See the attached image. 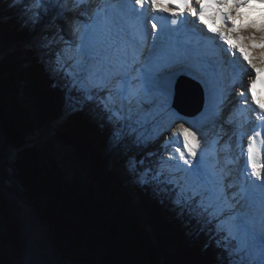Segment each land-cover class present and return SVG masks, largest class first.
<instances>
[{"label": "snow or ice", "instance_id": "6c2138e0", "mask_svg": "<svg viewBox=\"0 0 264 264\" xmlns=\"http://www.w3.org/2000/svg\"><path fill=\"white\" fill-rule=\"evenodd\" d=\"M89 2L11 0V5L26 4L22 19L32 25L55 6L57 16L69 27L68 34L74 37L64 41L61 36L66 45L64 51L78 40L75 51L86 58L75 60L81 69L79 77L69 71L60 53L56 54L55 63L70 79L71 87L88 102H94L114 126V151L126 148L129 139L139 145L160 134L158 130L153 135L140 132L147 125L137 105L146 96H152L153 101L162 97L160 107L176 120L184 119L175 112L173 102L177 100L178 75L190 66L197 51L184 38L187 32L194 34L193 29L187 28L189 20L211 33V39L220 41L228 56L243 62L252 73L246 92L241 90L237 95L244 105L251 99V105L261 113L260 126H264V94H257V84L264 88V0H125L120 10L128 14L130 23L126 28L114 26L106 15L111 10L110 0H100L91 15L81 7ZM148 10L150 17L146 15ZM132 31L136 38L131 37ZM149 36V54L141 62ZM257 48L258 56L254 55ZM217 94L220 100L216 107L222 114L226 97L214 89L213 95ZM231 120L229 113L227 123L231 124ZM230 140L231 137L225 139L217 133L216 139L209 141L201 129L193 131L180 123L173 139L161 146L167 151L169 144H178L171 150L174 155L161 157L155 167L145 164V159L130 157L126 167L138 185L166 190L170 204L180 216L214 225L213 239L220 238L216 239L217 247L225 248L228 264H264V204L254 218L250 219L247 211L248 193L253 187L264 189V131L254 129L247 135L246 152L241 151L244 167L238 174L234 167L238 158L233 159L230 154ZM161 185L165 188L161 189ZM220 240H234L236 246H225Z\"/></svg>", "mask_w": 264, "mask_h": 264}, {"label": "trees", "instance_id": "16d2710c", "mask_svg": "<svg viewBox=\"0 0 264 264\" xmlns=\"http://www.w3.org/2000/svg\"><path fill=\"white\" fill-rule=\"evenodd\" d=\"M16 19L22 24L19 17ZM26 35L28 27L19 29L15 22H0L2 45L8 46ZM15 57L18 58L17 52L0 62V120L10 143L17 147L25 140L22 128L26 132L30 128H42V121L61 115L65 88L49 77L33 53L28 67ZM25 76L29 84L23 86L27 97H22V104L33 103L30 109L39 113L35 123L34 119H27L24 105L18 101L22 84H16L15 79L18 77L20 81ZM115 131L95 103L58 126L59 139L73 146L77 160L87 161L90 176L100 177L102 199L89 192L83 194L78 181L74 184L63 182V177L55 175L51 169L53 163L59 169L58 164L41 162L36 148L18 152L16 170L22 186L49 226L60 255L81 264H159L146 250L147 242L154 251L156 246L143 226L146 224L143 216L137 211L143 208L157 232L155 237L162 248L165 264H171L172 256H177L182 264H220L219 260L221 264H228L225 250L217 247L216 239L219 238L213 239L215 234L203 229L196 219L165 216L169 201H164V191H160L162 200L159 203L150 187L137 184L134 187L139 200L132 204V193L126 190L119 169L108 168V145L112 144ZM145 164L151 165L152 161L147 158ZM41 193L48 194L50 207L39 203ZM0 213V264H22L25 242L19 217L3 196L0 197ZM229 245L235 247L236 243L229 240ZM169 246L173 252H168Z\"/></svg>", "mask_w": 264, "mask_h": 264}, {"label": "rangeland", "instance_id": "374dc122", "mask_svg": "<svg viewBox=\"0 0 264 264\" xmlns=\"http://www.w3.org/2000/svg\"><path fill=\"white\" fill-rule=\"evenodd\" d=\"M0 2H2V4H4L2 0H0ZM0 14H2L1 11H0ZM47 15H46V17L43 18V21H45L46 19H49L50 22L51 21L54 22L56 20V18H57V15H55V17L54 16L53 17L52 16H48V18H47ZM52 19H54V20H52ZM12 22H15L18 25L19 29H22V26L20 24H18L16 20H12ZM42 30L44 31V29H42ZM29 35H30V37L27 40L25 39L26 38L25 37L23 40H20L19 42L14 41V42H12V44H10L8 46H4L3 45L0 48V60L2 58H4L5 55L7 56L10 53H15L17 51L18 58L22 61L23 65H25V67H27L28 66L27 62L30 60V58L27 55H25L24 52L29 47V46H27L28 45L27 43H29V40H30V38L32 37L33 34L30 32ZM17 45H18V47H17ZM29 45H30V43H29ZM18 58L15 57L16 60ZM49 58H47V59L49 60ZM0 62H2V61H0ZM16 71H18V70H16ZM60 74H61V72H60ZM52 76H53V74H52ZM55 78L60 80L59 76H57ZM63 79L68 81V79L65 78V76H62V80ZM58 80L55 81V83L61 85L62 87H64L65 83H63V81H60V83H59ZM15 83L16 84H18V83L22 84V87H19V93H20L21 97L18 98V101H19V103L22 106L24 105L25 108L23 107V109H24L25 112L26 111H30V112L33 113L32 114L33 115L32 119H34L33 123H35L36 117L38 118L39 113L38 112L36 113L34 110L30 109L31 106H33V103L29 101L28 105L22 104V103H24V102H22V100H23L22 97H27L24 94L23 86L29 84V79L24 77V79L22 78L19 81L18 77H16ZM69 86H70V84H69ZM8 99H9V97H8ZM71 108L72 107H69L68 109L67 108L65 109L64 107H62L63 112H62L61 116H58V117L54 116L51 119H47L46 121H42V124L44 126L43 127L44 130L46 128V125H48V126L49 125H53L54 126V128L52 129V133L47 135V136H49V137H47L48 139H41V140H38V141L34 140L32 142L33 139H31V138L35 137L36 130L34 129L33 131L30 132V130H31V128H30L26 132L22 128V131H21L22 134L26 135V138L30 137V139H27V141L29 140L28 143L25 142V140H26L25 139L23 142H21V145H19L17 147L13 143H10L8 137L6 136L5 129L3 128L2 121L0 120V170L5 171V173H6L5 176L1 175V178L3 180H5V182H7V181H10L9 183L14 182L15 184H17L18 188H20L26 196L28 195L27 194V190L22 186V183H21V180H20V176H19V172L16 170L17 169L16 163H17L18 158H19L18 157V155H19L18 152L19 151L21 152L25 148H35V146H37V152H38L39 160L41 162L42 161H44V162L46 161L49 164L53 163V161H54L55 164H58L57 166H58L59 169H56L57 167H54V163L51 165V167L53 166V168H51V169H53L52 172L55 175L63 177L62 178L63 182L67 181L69 184H74L75 181H78L77 182L78 187H81V191L83 192V194H85L86 192H89L94 197H95V195H97L98 198H100V199L103 198L102 186H101L100 180H99L100 177L98 176L96 178V177L90 176L89 171H88L89 170L88 169L89 166L87 164V161L77 160L78 157L76 158V151L73 148V146L62 142L59 139V136H58V133H57L58 132V126L62 125L66 121V118H64L63 116L67 115L68 114L67 112ZM76 112L77 111H75L74 113L70 114L69 116L75 114ZM61 120L63 121L62 123H61ZM176 128H174L175 129L174 131H176ZM49 138H51V141L49 140ZM35 144H37V145H35ZM150 147H152V146H150ZM108 148H109L108 149V152H109L108 153V156H109V158H108V168L109 169H119L120 176L122 178L124 186L126 187V190L129 193H132L131 194L132 195L131 198L133 200L132 204H136L137 201L139 200V197H138L137 192L135 191V187L134 186L137 185V183L134 182L133 178L130 176V174H129L128 170H127V167H126V161L130 157L139 160L138 159L139 157L137 155L138 154L137 148L135 147L134 149H132V147H131L129 149V151L121 152L120 154H119L118 151H114L113 150L112 144H109ZM140 151H142V153H143V156L140 159H145L144 157H146V159L149 158L150 161H152V164L153 163L157 164L158 158L155 159L156 162H153V160H154L153 155L152 156L148 155L149 153H155L152 149H148V147L146 146L145 149H141ZM165 153H166V151H165ZM49 173H51V172H49ZM11 188L15 189L16 187L14 188L13 186H11ZM160 188L164 189L165 186L161 185ZM150 189H151L152 195L156 199L158 198V202L160 203L161 200H162V198H161L162 196H161L160 190H154L151 187H150ZM10 192H12L11 189H10ZM164 194L167 197L166 198L163 195L164 201H169L168 196L166 194V190L164 191ZM1 196L5 197L7 199L9 205L12 207V209L15 211V213L19 217L21 230H22L23 237H24V242H25V251H24V255H23V259H22V264H81L80 262H73V261L65 260L60 255L58 250L55 248L54 241L50 238L49 235H48V238H49V241H51L52 247L55 250V256L51 260V262H49L47 259H45L44 258V253L42 252V249H41V242L42 241H41V238H40V229H39V222H38L39 219H37L38 220L37 221L33 215H28L27 214V215L24 216L23 215L24 214L23 211L19 207H17L15 204L11 203L10 200L8 199V197L0 189V197ZM39 201H40L39 203L41 205H43V206H46V207H50L51 206V204L49 203V196L46 193H41ZM166 208H167V210L165 211L166 212L165 216H176V217L180 216L173 209V207L170 204V202H169V206L166 207ZM31 210H32V208H31ZM137 211H138V213L141 216H143V220L146 223L143 226L146 229L148 228V231H149L148 233H150V235H151V237H152V239H153V241L155 243V246H156V250L154 251L153 247L150 246V244L147 242V244H148L147 248L148 249H146V250L151 253V256H153L154 258L158 259V263L159 264H165L164 261H163L164 260V255L162 254V248L160 247L159 242L156 241V237L155 236H156L157 232H155V229H154L153 225H151L152 222H150V218H148L146 216V213L144 212L143 208H140V210H137ZM32 212H33V210H32ZM134 218H135V222H136L137 221L136 217H134ZM0 219H1V213H0ZM141 219H142V217H141ZM137 224L140 227V232L142 231V236H144L142 227L140 226L139 223H137ZM204 226H206V225L202 223L201 227L203 229H206ZM211 227H214V225L211 226ZM146 232H147V230H146ZM234 242L236 243V241H234ZM220 243L225 245V246L231 247L229 245V240L228 241L220 240ZM223 249L225 250L224 247H223ZM168 250H170L168 252H173L170 246L168 247ZM170 261H171V264H182V262L179 261L177 256H172ZM218 262L221 264V260H219Z\"/></svg>", "mask_w": 264, "mask_h": 264}, {"label": "bare ground", "instance_id": "6f19581e", "mask_svg": "<svg viewBox=\"0 0 264 264\" xmlns=\"http://www.w3.org/2000/svg\"><path fill=\"white\" fill-rule=\"evenodd\" d=\"M2 1H3L4 4H2V2H0V11L1 12H4V11L10 12L11 10H15V13H16V17L15 18H17V16H18L19 17L18 20L22 21V24H21L22 29H25L26 27H28L29 32L33 33L32 37L29 40L30 45H29V43H27L28 44L27 46H29V47L24 52L25 55H27V56L29 55L28 57H30L31 53H33L37 57L39 62L44 66V68H45L47 74L49 75V77H51L55 81L58 80V79L55 78L57 76L60 77V80H62V76H65V78L68 79V81L65 80V79L62 80V81L65 82V86H64V88H65V92H64L65 93V97L70 98V100H72V102L75 101L77 103H89L87 100H85L83 98V96L77 90H74L71 87L70 79L66 75H64L62 73L60 74V72H61L60 68L55 63L56 54L60 53L61 56H62V62H66V67H68L69 71H71L74 75H76L78 77L81 75L80 66L77 63H75V60L77 58H79V59H85V58L83 56H80L79 54H77L76 51H73V48L68 49L67 52H65L64 49L66 48V45L61 41V36L63 37L64 41L65 40L68 41V38L74 39V37L70 36L69 34L67 35V33L69 31V27L67 28V32L63 33V31L57 30L58 27L55 24V21L54 22L53 21L50 22L49 19H46L45 21H43V19H42L41 21L38 22V23L41 24V28L39 30L38 25H37L38 23L35 24V25L24 24V21L22 19V10L27 7L26 4H20V5L12 6L11 5V0H2ZM16 7H17V9H16ZM55 15H57L56 11L53 10L52 17L53 16L55 17ZM48 16H49V14L47 15V18H48ZM52 20H54V19H52ZM42 29H44V31ZM28 38H29V36H27L25 39L27 40ZM45 38H47V39L45 40ZM2 46L3 45L0 43V48ZM17 47H18V45H17ZM259 52H260L259 48L255 49L254 55L258 56ZM68 57H72V60H68L67 59ZM5 58H6V55L0 61H3ZM47 58H49V60ZM21 64L23 65L22 62H21ZM27 64H30V66H31V61H28ZM23 66L25 67V65H23ZM224 70H228V67H226ZM50 72L53 74V76H52V74ZM211 73H213V72H211ZM78 74H80V75H78ZM192 76H193V79L195 81H197L200 77H202V75L198 74V73L196 74V76L193 73ZM212 76H216V73H214ZM25 78L28 79L27 76H25ZM69 84H70V86H69ZM112 86L115 87L116 86L115 83ZM206 88H207L206 91L208 93L210 91L213 92V90H214V88L212 86L206 85ZM101 95H103V93H101ZM209 101H210V97H208L207 93H206V96L204 97L203 109L199 113H197L195 115L194 114L185 115V114L180 113V114H182L184 119L183 120H177L175 123L173 121L174 126H172L170 124V121H169L170 118L169 117H166V118L164 117L163 119L161 118L163 121L160 120V119H156V118L152 119V123L155 122V123L158 124V122H159L158 125H161V127L158 126L156 129H153V130L148 129L147 131L146 130H142V128H141L140 132L144 133V134H147V135H153L154 133H152V131L155 132L156 130H158L160 134L158 136H156L155 139H150V140L147 141V143H142V144H139V145L134 143L132 141V139H129L127 147L123 148V149L121 148L120 150H118L119 154L121 152L129 151V149L131 147L134 148V146L136 148H143V147L148 145V142H151V141L156 142V147H161L166 140H169L170 137L173 138V135L170 134L169 127L174 131L175 130L174 128H176L180 123H184L186 127L192 128L193 131H196L195 128L201 129L203 132H205L207 134L209 141H211L213 139H216V134L220 133L221 131L223 132V130H220L217 127V121H216L215 118H213V115H212L213 113L217 112V107L216 106L219 104V98H215V100H213V98L211 97V101L212 102H209ZM213 102H215V104H213ZM142 108H144V106H141L140 103H139L137 105V110L141 114L144 113V112L141 111ZM144 109H147V107H145ZM223 109L227 112V114L226 115H224V113L221 114L222 115L221 118H223L221 121H222V123L225 124L222 129H224V132H223L224 138L228 139L231 136V134H229V133L227 134V130L233 128V124H234V122L236 120V113H235V111L233 109H231V104L230 105H228V104L224 105V103H223ZM186 112H189V110H186ZM25 113L27 114V119L32 121L33 120L32 119V112L26 111ZM164 113H168V112L164 111L163 114H158V115L162 116V115H164ZM229 113H231V116H232L231 124L227 123V119H228ZM188 121H190L191 123H188ZM193 125H195V128H194ZM43 127L42 128L35 127V128H33L31 130V131H33L34 129L36 130L35 137L31 138V139H33L32 142L34 140L38 141V140H41V139H48L47 137H49V136H47V135L52 133V129L54 128V126L53 125H49V126L46 125L45 130L43 129ZM144 131H146V132H144ZM167 135H169L170 137L168 138ZM198 135H200L199 132H198ZM165 138H167V139H165ZM25 139H26V143H28L29 140L27 141V139H30V137L26 138V135H25ZM49 140L51 141V138H49ZM221 143H223V141H221ZM35 145H37V144H35ZM35 148L37 149V146H35ZM161 157H163V156L162 155H158V157H156V158H158V162H159V159ZM156 158H154L153 162H156L155 161ZM209 160H210V157H209ZM1 175L5 176L6 175L5 171L0 170V189L8 197L10 202L15 204L17 207H19L23 211V213H24L23 215L24 216L27 215V214L28 215H33L35 217V219L37 220L38 218H37L36 214L32 212L31 206L29 205V202H28V200L26 198V195L23 193V191L20 188H18L17 184H15L14 182H11V183H9L10 181H7V183L4 182L3 179L1 178ZM10 186H13L14 188L16 187L15 190L18 191V194L10 192V189H9ZM261 190H262V192H261L260 199H258V200H257V198L254 199V197L256 196V193H253L250 196V200H249V204L248 205H249V209L252 211V212L250 211V213H252L251 215H253L254 217L256 215H258V212H259V209H257L255 206H257L259 208L262 204H264V189H261ZM256 202H258V203H256ZM197 223L202 226V222H197ZM204 227L206 229H208L210 231V233H214L215 234L214 227H211V226H208V225H206ZM39 229H40V238H41V241H42L41 242V249H42V252L44 253V258L47 259L49 262H51V260L55 256V250L52 247L51 241H49L48 234H47L46 230L43 228V226L40 223H39ZM146 230H147V232H149L148 228ZM221 235H223V234H221Z\"/></svg>", "mask_w": 264, "mask_h": 264}, {"label": "water", "instance_id": "95a60500", "mask_svg": "<svg viewBox=\"0 0 264 264\" xmlns=\"http://www.w3.org/2000/svg\"><path fill=\"white\" fill-rule=\"evenodd\" d=\"M178 92L179 93H178L177 102H176L178 107H180L184 110H189V114H194V115L199 113L203 109L204 99H203V95H202L201 91L199 92L197 85L194 88H191L189 91H185V89H183V90L180 89V90H178ZM186 105H189L191 107H189V106L187 107ZM3 181L5 182V180H3ZM9 189H11L13 193L18 194V191L11 188V186ZM26 198H27L29 205L31 206L33 212L38 216L37 218L39 219V223L46 230V232L48 233L50 238L52 240H54L53 235L50 232L49 226L44 221L40 212L37 210L36 206L31 202V199L28 195L26 196ZM54 246L58 250L57 245L55 243H54Z\"/></svg>", "mask_w": 264, "mask_h": 264}]
</instances>
